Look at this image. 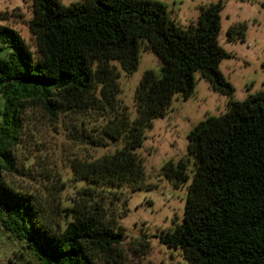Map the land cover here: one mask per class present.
<instances>
[{"label":"trees","instance_id":"1","mask_svg":"<svg viewBox=\"0 0 264 264\" xmlns=\"http://www.w3.org/2000/svg\"><path fill=\"white\" fill-rule=\"evenodd\" d=\"M223 7L224 0L201 6L181 26L157 0H31L32 44L0 24V225L38 264H118L125 235L105 216V191L152 187L138 149L175 95H193L197 73L229 98L227 108L190 130L187 158L162 166L174 187L188 184L181 222L157 237L187 264H264V89L232 98L219 67L230 56L218 41ZM246 29L237 23L227 35L243 40ZM143 51L156 55L159 71L142 74L133 113L119 99L118 66L132 74ZM33 108L69 119L84 145L109 149L72 166V180L84 186L60 209L64 219L73 213L61 223L5 178L18 170L16 148Z\"/></svg>","mask_w":264,"mask_h":264},{"label":"rangeland","instance_id":"2","mask_svg":"<svg viewBox=\"0 0 264 264\" xmlns=\"http://www.w3.org/2000/svg\"><path fill=\"white\" fill-rule=\"evenodd\" d=\"M64 4L78 0H61ZM167 4L170 18L181 26L195 21L199 8L218 0H157ZM32 15L31 0H0V24L16 29L32 44L28 20ZM221 30L218 41L230 53L219 65L233 85L234 100L242 101L264 89V0H224L220 12ZM246 23L243 40H230L229 26ZM119 68L120 101L134 110V91L144 71H159V62L151 51L141 52L138 67L128 74ZM228 97L213 90L199 73L196 86L187 100L175 95L166 114L153 119V126L138 153L143 159L146 180L151 188L135 192L126 188L105 191L106 218L123 229L118 264H187L180 250L170 248L157 237L181 222L186 186L174 187L165 177L162 166L188 157L187 135L207 116H218L227 108ZM27 128L16 148L17 172L5 178L19 188L32 191L43 203L49 220L62 222L64 211L78 200L83 182L72 180V166L78 160L99 157L108 148H91L77 141L69 124L53 119L40 108L26 111ZM60 184H63L60 187ZM64 220H70L66 211ZM61 214V215H60ZM0 264H38L32 251L23 248L0 225Z\"/></svg>","mask_w":264,"mask_h":264}]
</instances>
